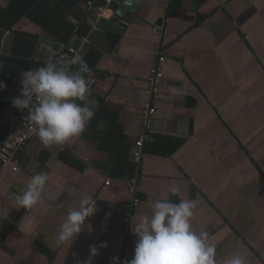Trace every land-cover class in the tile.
<instances>
[{"label": "crops", "instance_id": "obj_1", "mask_svg": "<svg viewBox=\"0 0 264 264\" xmlns=\"http://www.w3.org/2000/svg\"><path fill=\"white\" fill-rule=\"evenodd\" d=\"M124 1L99 12L88 0H0V144L25 111L12 104L21 74L84 37L95 111L79 137L48 146L33 137L17 153L19 172L2 169L0 264H80L93 245L94 264L131 260V227L166 195L196 201L193 227L210 234L217 264L235 254L264 264V0H135L120 16ZM154 65L164 78L149 96ZM147 102L155 113H144ZM39 172L49 176L43 198L19 208L14 195ZM132 180L141 202L126 220ZM86 193L94 215L58 246L60 224Z\"/></svg>", "mask_w": 264, "mask_h": 264}, {"label": "clouds", "instance_id": "obj_2", "mask_svg": "<svg viewBox=\"0 0 264 264\" xmlns=\"http://www.w3.org/2000/svg\"><path fill=\"white\" fill-rule=\"evenodd\" d=\"M71 63L78 65L74 71L67 64L52 59L43 66L24 71L21 93L12 98L14 107L27 109V119L34 134L46 146L64 145L79 137L95 115L93 106L86 99L90 94L88 74L91 69L82 57ZM5 87L0 81V90ZM48 180L46 172L35 174L12 200L19 208H34L43 198ZM169 192L175 196L179 188L171 187ZM196 208V201L191 199H181L177 203L167 195L156 198L151 215L140 216L135 227H131L137 237L134 255L123 264H217L216 248L210 242V234L204 230L197 232L193 227ZM95 211L96 199L86 193L79 200L78 208L68 210L59 226L56 244L62 246L73 242ZM102 246L107 247L106 244ZM89 250V258L80 264H94L98 249L93 245ZM111 260L112 264H121L119 257ZM225 264H247V261L235 254Z\"/></svg>", "mask_w": 264, "mask_h": 264}, {"label": "built area", "instance_id": "obj_3", "mask_svg": "<svg viewBox=\"0 0 264 264\" xmlns=\"http://www.w3.org/2000/svg\"><path fill=\"white\" fill-rule=\"evenodd\" d=\"M114 0H101L100 4L97 5L95 0H88V4L90 6H97L98 11L102 12L104 10V4H110ZM99 3V2H98ZM160 27H156L158 29ZM82 45L80 47H74L70 46L68 47L64 52H62L58 57V63L61 64H67L69 66V69L72 70L76 64L71 63L73 60H75L77 57H82L84 49L83 45L89 43V38L84 37L82 39ZM165 56L161 55L159 58V62H164ZM164 75L159 65H154L151 69V82L150 87L147 90V93L152 95L160 85L161 81L163 80ZM156 108L150 103L147 102L144 107V113L146 114H153L155 113ZM28 111L25 109L23 115L18 120L10 121V127H11V136L10 138L0 144V179L2 174V169L6 166H11L12 173L16 174L19 172L20 167L17 160V153L18 151L22 150L26 143L33 137H36V135L33 132V128L31 125V122L27 119ZM144 138H141L133 151V159L136 162H140L142 159V149ZM107 184L110 183V180L106 181ZM138 190V185L136 184L135 180L131 181L130 186V195L132 198L131 204L127 207L126 213H125V219L129 220L131 217L132 208L135 206H138L141 202L140 198L136 196V192ZM117 257L120 258L121 264H123V261L128 260L127 257H125L123 254L118 253Z\"/></svg>", "mask_w": 264, "mask_h": 264}, {"label": "water", "instance_id": "obj_4", "mask_svg": "<svg viewBox=\"0 0 264 264\" xmlns=\"http://www.w3.org/2000/svg\"><path fill=\"white\" fill-rule=\"evenodd\" d=\"M136 9H138V3L135 0H125L122 6H120L119 9L117 10V14L120 16H125L128 10L136 11ZM76 34H77V29L73 32L72 37H74ZM70 42L71 41L67 43L63 52L66 50V48H68Z\"/></svg>", "mask_w": 264, "mask_h": 264}, {"label": "trees", "instance_id": "obj_5", "mask_svg": "<svg viewBox=\"0 0 264 264\" xmlns=\"http://www.w3.org/2000/svg\"><path fill=\"white\" fill-rule=\"evenodd\" d=\"M98 4H100V3H98ZM137 163V162H136Z\"/></svg>", "mask_w": 264, "mask_h": 264}]
</instances>
